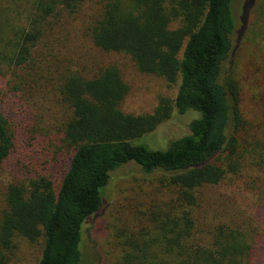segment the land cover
<instances>
[{
	"label": "trees",
	"instance_id": "1",
	"mask_svg": "<svg viewBox=\"0 0 264 264\" xmlns=\"http://www.w3.org/2000/svg\"><path fill=\"white\" fill-rule=\"evenodd\" d=\"M84 1L0 0V75L26 71L51 20L74 16ZM99 7L89 29L93 45L128 56L141 74L162 78L168 87L178 80L176 96L161 100L151 115L135 117L120 111L128 86L116 68L93 79L65 78L58 99L70 116L57 148L68 161L57 173L45 167L7 188L0 264H9L22 241L41 247L38 264H80L84 223L100 210L111 174L131 163L146 176L159 173L155 189L167 199H152L132 226L115 232L114 264H251L254 237L237 228L218 225L210 246L193 243L198 191L238 174L246 157L264 164V131L244 118L232 78L231 0H101ZM173 112L197 114L188 135L165 151L133 144ZM43 139L36 135L32 154L40 153ZM14 142L0 111V167Z\"/></svg>",
	"mask_w": 264,
	"mask_h": 264
},
{
	"label": "rangeland",
	"instance_id": "2",
	"mask_svg": "<svg viewBox=\"0 0 264 264\" xmlns=\"http://www.w3.org/2000/svg\"><path fill=\"white\" fill-rule=\"evenodd\" d=\"M84 2L74 16L62 13L51 20L53 27L35 48L34 61L26 71L3 70L0 75V111L8 118L15 140L11 157L0 167V214L10 185L23 182L32 171L42 173L45 167L57 173L68 161L65 151L57 148L70 116L58 99L65 78L77 75L93 79L105 68H116L128 86L120 111L135 117L151 115L161 100L173 101L176 96L178 80L168 87L162 78L141 74L128 56L106 53L93 45L89 29L101 0ZM231 9L235 24L232 78L240 87V111L254 128L264 131V0H231ZM195 118V113L173 112L133 144L165 151L171 141L189 134L188 125ZM36 135L44 139L40 153L34 155ZM160 177L159 173L146 176L132 163L111 174L100 210L82 227L80 264L115 263L119 256L115 232L132 226L135 213L152 199H167L155 189L161 185ZM194 216V244L210 246L215 227L224 224L253 236L251 264H264V164L246 157L238 174L226 177L217 186L200 189ZM40 258L41 247L22 241L9 264H38Z\"/></svg>",
	"mask_w": 264,
	"mask_h": 264
}]
</instances>
